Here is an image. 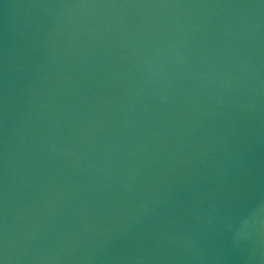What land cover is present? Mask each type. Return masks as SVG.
Instances as JSON below:
<instances>
[{"label": "water", "instance_id": "obj_1", "mask_svg": "<svg viewBox=\"0 0 264 264\" xmlns=\"http://www.w3.org/2000/svg\"><path fill=\"white\" fill-rule=\"evenodd\" d=\"M0 264H264V0H0Z\"/></svg>", "mask_w": 264, "mask_h": 264}]
</instances>
